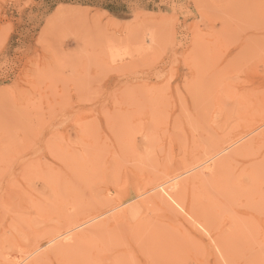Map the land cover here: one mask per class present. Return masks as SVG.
Returning a JSON list of instances; mask_svg holds the SVG:
<instances>
[{"label":"rangeland","instance_id":"374dc122","mask_svg":"<svg viewBox=\"0 0 264 264\" xmlns=\"http://www.w3.org/2000/svg\"><path fill=\"white\" fill-rule=\"evenodd\" d=\"M40 254L264 264V0H0V264Z\"/></svg>","mask_w":264,"mask_h":264},{"label":"bare ground","instance_id":"6f19581e","mask_svg":"<svg viewBox=\"0 0 264 264\" xmlns=\"http://www.w3.org/2000/svg\"><path fill=\"white\" fill-rule=\"evenodd\" d=\"M237 141V140H236ZM227 149V148H226ZM221 152H223V151H221V150H218V153H221ZM206 169V168H205ZM171 174V173H170ZM173 178H175V177H173ZM172 180V179H171ZM172 181H174V180H172ZM163 182V181H162ZM168 182H170V181H168ZM167 182V183H168ZM171 183V182H170ZM169 183V184H170ZM173 183V182H172ZM166 184V183H165ZM169 184L167 185L168 187H169ZM177 184V183H176ZM162 184H160V186H161ZM172 185H174V184H172ZM166 186V187H167ZM156 187V186H155ZM154 187V188H155ZM164 187V186H163ZM170 188V187H169ZM166 188H164V190H165ZM169 191V190H168ZM165 192V191H164ZM143 194V193H142ZM140 195V194H139ZM171 197V196H170ZM172 198V197H171ZM131 199V198H130ZM120 200V199H119ZM172 200H174L173 202L174 203H176V204H178L181 208H182V206H181V203H179V201H175L176 199H173L172 198ZM152 201H156L157 202V200L156 199H153ZM114 202L116 203V201L114 200ZM129 202H127V204H128ZM136 203V202H135ZM135 203H133V205L135 204ZM138 203V202H137ZM140 203V202H139ZM139 203H138V205H139ZM118 204H120V202L118 203ZM113 204H111V205H109V206H107L106 208H108V209H113V206H112ZM115 205H117V204H115ZM136 205V204H135ZM134 205V206H135ZM120 206H121V204H120ZM134 206H131V207H133L132 209L133 210H131V209H129V211L131 210L132 211V213H130L129 211V213L130 214H132V215H134L135 213H138V209H141V208H135ZM140 206V205H139ZM116 207V206H115ZM137 207V206H136ZM105 208V209H106ZM128 208H130V206H128L127 207V209ZM108 209H106V210H104V207L103 208H101V210H99V212H96L95 213V217L96 216H100V215H102V213L104 214L105 212H107V210ZM116 209V208H115ZM184 209V208H183ZM125 211H126V209H124ZM106 214V213H105ZM107 214H108V212H107ZM116 215V214H115ZM93 216V218H90V221H94V220H92V219H94L95 217ZM102 217V216H101ZM84 218V217H83ZM82 219V218H81ZM85 219V218H84ZM66 222H65V224H67V225H69V224H75V223H77L79 220H80V218L78 217V216H72V217H69V216H67L65 219H64ZM88 222V221H87ZM89 223V222H88ZM82 224L84 225V222L83 223H81L80 224V226H82ZM86 224V223H85ZM193 224V223H192ZM62 225H64V221H63V224ZM195 225V224H194ZM78 226V225H77ZM76 226V227H77ZM80 226H78V228L80 227ZM65 228H66V226H65ZM68 228H69V226H68ZM61 229H63V228H61ZM206 229V228H205ZM64 230V229H63ZM66 230V229H65ZM74 230V229H73ZM62 230H60V227H56L55 229H53V230H51L49 233H47V234H45V235H47L46 237H48V239H49V241L50 242H55L56 243V241H57V243L56 244H54L53 243V245H54V247L55 246H57V245H60V243H65L63 246H66V243H69L68 242V240L67 241H65L66 239H68V235L66 236V239L64 240V238H63V240H62V238L60 239V241H59V237H60V232H61ZM67 231H70V229H68V230H66L65 232H63V236H64V234L67 232ZM72 232V231H71ZM75 232V231H74ZM67 233H69V232H67ZM60 234V235H59ZM72 236V235H71ZM80 235H78V237H79ZM83 237H81V239H82ZM39 239V238H38ZM47 239V238H46ZM48 239H47V241H48ZM70 239V238H69ZM70 241V240H69ZM38 242V241H37ZM34 243H35V241H34ZM37 244V243H36ZM35 244V245H36ZM37 246H38V244H37ZM36 246V247H37ZM40 246V245H39ZM34 250H35V247H34ZM63 250V249H62ZM36 251V250H35ZM64 251H62V253H63ZM26 257V256H25ZM41 254L40 255H38L36 258H34L31 262H29V263H27V264H39V263H44V262H46L47 260H49V258H46V259H41ZM19 264V263H18Z\"/></svg>","mask_w":264,"mask_h":264}]
</instances>
